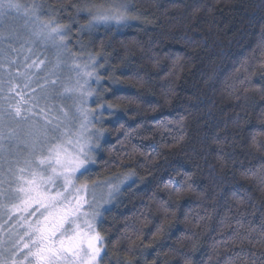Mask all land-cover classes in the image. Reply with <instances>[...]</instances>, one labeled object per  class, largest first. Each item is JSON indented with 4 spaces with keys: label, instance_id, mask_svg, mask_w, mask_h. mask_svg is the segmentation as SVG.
<instances>
[{
    "label": "trees",
    "instance_id": "trees-1",
    "mask_svg": "<svg viewBox=\"0 0 264 264\" xmlns=\"http://www.w3.org/2000/svg\"><path fill=\"white\" fill-rule=\"evenodd\" d=\"M37 2L71 25L74 54L106 57L97 67L101 83L92 84L97 103L129 109L118 122L104 113L97 125L107 133L102 150L80 178L102 182L135 173L98 224L107 249L101 264H264V0H130L139 20L90 32L79 30L90 17L76 15L73 5L111 0ZM246 77L250 83H242ZM49 104L67 110L72 100ZM88 106L97 105L90 98ZM253 134L261 143H252ZM185 172L191 189L177 195L179 183L165 188ZM161 201L169 203L166 218Z\"/></svg>",
    "mask_w": 264,
    "mask_h": 264
},
{
    "label": "snow or ice",
    "instance_id": "snow-or-ice-1",
    "mask_svg": "<svg viewBox=\"0 0 264 264\" xmlns=\"http://www.w3.org/2000/svg\"><path fill=\"white\" fill-rule=\"evenodd\" d=\"M73 7L76 15L84 13L90 17L86 24L80 25V31L90 32L99 25L128 27L132 21L140 19L131 13L130 0ZM45 14L48 19L42 18ZM11 18L23 19L22 27L27 32L25 42L50 50L52 58L46 56L40 61L47 71L41 86L42 95H34L28 101L17 92L20 99L15 103L6 100L0 104V221L7 216L8 221L13 222L10 226L6 221L0 223V264H101L107 254L106 238L97 224L103 223L106 206L135 173L114 174L102 182H81L80 178L91 172L102 150L101 141L107 133L97 125L105 123L104 113L118 122L127 116L129 109L110 102L97 103L100 96L92 84L101 83L97 67H103L99 59L106 60V57L90 54L83 59L74 54L67 39L71 25L61 24L51 7L45 13L37 0L30 3L0 0V23ZM19 38V29L6 32L0 28V44ZM8 49L15 51L11 44ZM6 52L0 48V61H7ZM33 65L39 66L35 61ZM64 69L74 75L65 77ZM20 75L28 79L25 74ZM250 82L247 77L242 81ZM112 83L121 85L123 81L112 78ZM138 83H143L142 78ZM13 91L9 87V92ZM126 91L116 88L117 93ZM55 98L71 99L73 103L67 110L54 108L49 101ZM90 98L96 103L95 108L88 107ZM118 99L135 102L140 97L118 96ZM41 101L44 107H40ZM183 119L181 116L180 120ZM120 128H124V124ZM252 143H261L255 134ZM173 172L181 175L177 168H173ZM260 173L261 183H264V164ZM190 181L191 175L185 172L181 181L170 177L165 188L179 183L178 195L185 186L192 188ZM160 209L166 218L168 201H161ZM163 231L164 226L159 225L157 232ZM185 264L192 261L185 259Z\"/></svg>",
    "mask_w": 264,
    "mask_h": 264
},
{
    "label": "rangeland",
    "instance_id": "rangeland-1",
    "mask_svg": "<svg viewBox=\"0 0 264 264\" xmlns=\"http://www.w3.org/2000/svg\"><path fill=\"white\" fill-rule=\"evenodd\" d=\"M23 24H24L23 19H16V18H11L6 21H3V23H0V28H2L6 32L9 29H19L20 37H21L13 41L5 40L2 44H0V48H4L7 50L6 52L7 61H0V93H1L0 101L2 102L4 100L5 101L8 100L11 103H15L16 100L20 99V97L16 96L17 92H19L24 97V99L28 101H30L31 97L34 95L40 96V94L37 93L38 89H40L41 86L44 85L45 78L47 76V71L44 68V65L40 64V61L45 60L46 56L49 59L52 58V54H50V56L46 55L43 57H38L39 55H42V53L44 52L47 53V50H45L42 46L32 45L25 42V40L27 39V32L23 30L22 27ZM99 26H106V25H99ZM9 44H12L14 46V48L12 47V49L17 50V52L14 53L13 57H11L12 50L8 49ZM29 48H31V51H29ZM24 50L28 54L24 55V53H22V51ZM9 56L11 57L10 59ZM8 61L11 62L9 63ZM33 61H35L36 65L39 66L33 65ZM70 62L71 61H69V63ZM20 74H25L28 77V79L25 80L24 76ZM69 75H74V74L69 73L67 69H64V76L67 77ZM25 83L28 84V87L24 86ZM9 87H12L14 91L10 93ZM33 111L35 112L36 110L33 109ZM80 181L85 182V180H81V179ZM110 205H107L106 207L108 208ZM5 221L8 223L9 226L13 223L12 221H8L7 216H5L3 218V221H0V223H3ZM97 229H98V224H97Z\"/></svg>",
    "mask_w": 264,
    "mask_h": 264
}]
</instances>
